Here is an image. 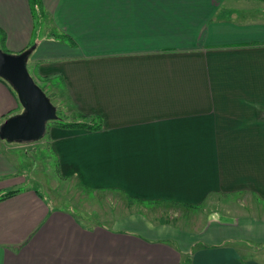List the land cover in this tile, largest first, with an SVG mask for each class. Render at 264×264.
<instances>
[{"label": "crops", "instance_id": "obj_1", "mask_svg": "<svg viewBox=\"0 0 264 264\" xmlns=\"http://www.w3.org/2000/svg\"><path fill=\"white\" fill-rule=\"evenodd\" d=\"M0 39L101 125L48 127L59 177L129 202L60 208L0 139V264H264V0H0Z\"/></svg>", "mask_w": 264, "mask_h": 264}, {"label": "rangeland", "instance_id": "obj_2", "mask_svg": "<svg viewBox=\"0 0 264 264\" xmlns=\"http://www.w3.org/2000/svg\"><path fill=\"white\" fill-rule=\"evenodd\" d=\"M35 26L41 27V23H38L37 17H35ZM0 49L3 52H6V49L1 45V43ZM28 72L32 74L31 66L29 67ZM32 79L41 88L45 95L51 99V103L58 106L57 103L60 98L57 97L59 95H57L56 88L50 89L49 86H46L39 78H35L34 75ZM62 106L66 109L65 102H63L61 107H59L61 111H57V115L59 117H66L67 114H64L66 111L62 108ZM22 111L23 109H21L20 113H22ZM66 118H69V116ZM49 126H52L51 122L47 124V127ZM45 137L39 140V142L37 141V144L33 146V148H30L32 146L23 145L24 147L22 146L19 148L20 153H17L19 156L15 155V159H18L21 162L22 174H25L28 177L29 183L33 188H35V190L42 193L43 189H45L48 196L56 200H63V198H65V202L60 205V208L69 209V206L72 205L71 207L74 211L79 213L83 211L82 213L84 215H88L90 207L93 204L95 205L96 202L102 205L100 207H105L110 210L129 208V202L117 193L113 194L105 192L99 194H86L85 192H82L84 189L79 188L76 183L62 180L57 174L56 161L49 152V141ZM12 155L14 157V152H11V156ZM75 206H79L82 210H78ZM130 209H132V207H130Z\"/></svg>", "mask_w": 264, "mask_h": 264}, {"label": "water", "instance_id": "obj_3", "mask_svg": "<svg viewBox=\"0 0 264 264\" xmlns=\"http://www.w3.org/2000/svg\"><path fill=\"white\" fill-rule=\"evenodd\" d=\"M31 50L7 54L0 49V78L15 92L23 109L0 126V139L10 143H34L46 133V125L57 119L55 106L27 70Z\"/></svg>", "mask_w": 264, "mask_h": 264}, {"label": "trees", "instance_id": "obj_4", "mask_svg": "<svg viewBox=\"0 0 264 264\" xmlns=\"http://www.w3.org/2000/svg\"><path fill=\"white\" fill-rule=\"evenodd\" d=\"M34 47H35V43L32 42L23 51L31 50V53H32V51L34 50ZM0 80H2V79L0 78ZM40 80L44 81L46 79H40ZM2 81H4V80H2ZM55 108H56V106H55ZM56 112H57V108H56ZM51 123H52V125L54 127H57V128H60V129L97 131V130H99L101 128V125H100L98 119H95V118L90 117V116H84V115H81V114H76V118L74 120H72V121H64L57 115V119L55 121H52ZM47 129H48V127L46 125V131H47ZM16 192L17 191H10L8 193H5V194L0 196V200L10 197V196L14 195Z\"/></svg>", "mask_w": 264, "mask_h": 264}]
</instances>
